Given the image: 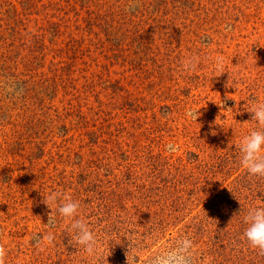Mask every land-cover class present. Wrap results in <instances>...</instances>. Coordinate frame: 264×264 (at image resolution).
<instances>
[{"label": "rangeland", "instance_id": "obj_1", "mask_svg": "<svg viewBox=\"0 0 264 264\" xmlns=\"http://www.w3.org/2000/svg\"><path fill=\"white\" fill-rule=\"evenodd\" d=\"M252 102L264 0H0L5 264H150L183 237L195 264H264L242 238L264 207V178L239 164ZM51 191L80 202L94 255L48 224Z\"/></svg>", "mask_w": 264, "mask_h": 264}, {"label": "clouds", "instance_id": "obj_2", "mask_svg": "<svg viewBox=\"0 0 264 264\" xmlns=\"http://www.w3.org/2000/svg\"><path fill=\"white\" fill-rule=\"evenodd\" d=\"M200 63L199 56L191 55L181 61V69L194 72ZM217 70L223 73V58L216 59ZM251 114V120L256 122V127L244 135L238 145L240 158L239 164L250 176L264 178V102H252L246 109ZM197 121L198 111L187 113ZM42 203L51 211L48 224L56 223V216L70 222L69 231L73 233L72 239L83 248L89 256L94 255L96 247L95 232L80 214V202L61 191H51L43 195ZM246 228L242 234L249 246L264 255V207H250L243 217ZM49 244L54 240V235L49 232L44 238ZM194 243L188 237L177 240L174 246L155 255L150 264H195ZM5 247L0 244V264H5Z\"/></svg>", "mask_w": 264, "mask_h": 264}]
</instances>
